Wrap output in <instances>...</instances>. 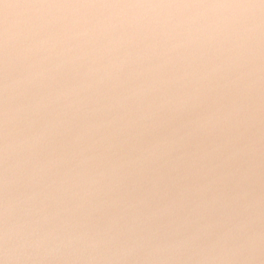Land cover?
<instances>
[{
    "label": "water",
    "instance_id": "water-1",
    "mask_svg": "<svg viewBox=\"0 0 264 264\" xmlns=\"http://www.w3.org/2000/svg\"><path fill=\"white\" fill-rule=\"evenodd\" d=\"M0 264H264V0H0Z\"/></svg>",
    "mask_w": 264,
    "mask_h": 264
},
{
    "label": "clouds",
    "instance_id": "clouds-1",
    "mask_svg": "<svg viewBox=\"0 0 264 264\" xmlns=\"http://www.w3.org/2000/svg\"><path fill=\"white\" fill-rule=\"evenodd\" d=\"M8 87H9V84L6 85V90H8ZM8 123H9V118H8V111H7V113H6V126L8 125ZM10 147L11 146H10V144L8 142L7 145H6L7 159L9 157ZM7 183H8V186H10V183H11L10 179H8ZM13 207H14V205L12 204L11 201H9V204H8V212H9V215H10V212H11V210H12ZM234 230H239V227L237 225L234 226ZM14 231H15V226L9 224L8 227L5 230V233H4V247H5V252L7 254H9V255H12V252L14 251V250H12V249L9 248V240H10L11 235H12V233ZM231 231H232V229H230L229 232L225 234V238H229L230 237ZM77 239H82V238H77ZM199 239H200V233L197 232V233H193L186 240L177 241L174 244L167 245L166 247L167 248H170V249H173L174 251H176L177 253H179L182 249H185L189 245L194 244ZM136 245H137V242L136 241H133L132 244L126 245V247H129V248H131V249L134 250L135 247H136ZM214 246L215 245H213V247ZM155 249H161V248L157 245L155 247Z\"/></svg>",
    "mask_w": 264,
    "mask_h": 264
},
{
    "label": "snow or ice",
    "instance_id": "snow-or-ice-1",
    "mask_svg": "<svg viewBox=\"0 0 264 264\" xmlns=\"http://www.w3.org/2000/svg\"><path fill=\"white\" fill-rule=\"evenodd\" d=\"M172 212V210L169 211V213Z\"/></svg>",
    "mask_w": 264,
    "mask_h": 264
}]
</instances>
